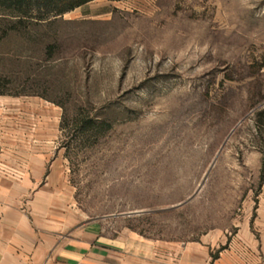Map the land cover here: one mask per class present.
<instances>
[{
  "label": "rangeland",
  "instance_id": "obj_1",
  "mask_svg": "<svg viewBox=\"0 0 264 264\" xmlns=\"http://www.w3.org/2000/svg\"><path fill=\"white\" fill-rule=\"evenodd\" d=\"M15 21L0 12V97L56 107V149L44 174H0L2 204L34 225L56 211L64 241L90 226L140 264L192 248L264 264V0H92ZM27 242L0 232V264H46L9 253Z\"/></svg>",
  "mask_w": 264,
  "mask_h": 264
},
{
  "label": "crops",
  "instance_id": "obj_2",
  "mask_svg": "<svg viewBox=\"0 0 264 264\" xmlns=\"http://www.w3.org/2000/svg\"><path fill=\"white\" fill-rule=\"evenodd\" d=\"M56 131V107L34 99L11 102L0 97V174H44L55 154ZM0 212L5 220L0 232L15 233L28 240L25 248H17L11 254L46 256V264H140L136 255L121 250L115 238L105 239L90 226L81 229L80 239L64 241L65 221L58 220L56 211L48 209L41 218L33 210L37 225L9 200L0 202ZM192 250L193 257H184L181 264H206L201 262L200 248Z\"/></svg>",
  "mask_w": 264,
  "mask_h": 264
},
{
  "label": "trees",
  "instance_id": "obj_3",
  "mask_svg": "<svg viewBox=\"0 0 264 264\" xmlns=\"http://www.w3.org/2000/svg\"><path fill=\"white\" fill-rule=\"evenodd\" d=\"M89 1L92 0H0V12L16 20L12 25L14 28L16 23H23L35 15L42 19L49 15H60Z\"/></svg>",
  "mask_w": 264,
  "mask_h": 264
},
{
  "label": "water",
  "instance_id": "obj_4",
  "mask_svg": "<svg viewBox=\"0 0 264 264\" xmlns=\"http://www.w3.org/2000/svg\"><path fill=\"white\" fill-rule=\"evenodd\" d=\"M201 186H202V184L200 185L199 189L201 188ZM199 189H198V190H199ZM194 195H195V194H193L192 196H190L187 200L182 201V202H180V203H178V204H175V205H173V206H171V207L165 208L164 210L171 209V208H175V207H179V206H181V205L187 203L189 200H191V199L193 198Z\"/></svg>",
  "mask_w": 264,
  "mask_h": 264
}]
</instances>
